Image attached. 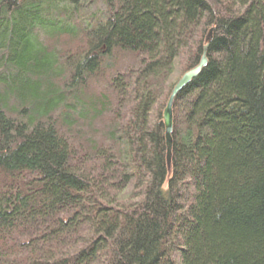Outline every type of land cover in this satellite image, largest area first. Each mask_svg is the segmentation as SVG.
<instances>
[{
	"label": "trees",
	"instance_id": "16d2710c",
	"mask_svg": "<svg viewBox=\"0 0 264 264\" xmlns=\"http://www.w3.org/2000/svg\"><path fill=\"white\" fill-rule=\"evenodd\" d=\"M0 264H264V0H0Z\"/></svg>",
	"mask_w": 264,
	"mask_h": 264
},
{
	"label": "water",
	"instance_id": "95a60500",
	"mask_svg": "<svg viewBox=\"0 0 264 264\" xmlns=\"http://www.w3.org/2000/svg\"><path fill=\"white\" fill-rule=\"evenodd\" d=\"M205 63H206V58L203 57L201 63L195 68L188 71V73L185 74L184 77L176 84V86L172 90V94L164 110V120H165V126H166V139H167V149H168L167 150L168 163L171 162V153H172V148H173L172 133H173V128H174V116H173L174 99L176 95L178 94V92L183 88V86L201 70V68L203 67Z\"/></svg>",
	"mask_w": 264,
	"mask_h": 264
},
{
	"label": "rangeland",
	"instance_id": "374dc122",
	"mask_svg": "<svg viewBox=\"0 0 264 264\" xmlns=\"http://www.w3.org/2000/svg\"><path fill=\"white\" fill-rule=\"evenodd\" d=\"M211 1H214L215 2V0H211ZM90 4H93V5H90L89 6V4H85L84 6H86V5H88V8H87V10H84V12L85 13H82L84 16H86V17H90V14H91V12L92 11H89L91 8H93V7H99V8H104L105 7V4H103L102 2H100L99 4H94V3H90ZM79 15V14H78ZM83 15H79V16H83ZM184 62V61H183ZM185 63V62H184ZM184 63H182V64H184ZM182 66V65H181ZM181 66H179V67H177L175 70H176V72L178 71V73H176V76L175 77H177V79H176V84L184 77V75L185 74H187L188 73V71H186V72H184L183 74H182V76L181 77H178L179 76V74L181 73V72H183L184 71V69L183 68H180ZM176 84H175V86H176ZM174 86V87H175Z\"/></svg>",
	"mask_w": 264,
	"mask_h": 264
},
{
	"label": "bare ground",
	"instance_id": "6f19581e",
	"mask_svg": "<svg viewBox=\"0 0 264 264\" xmlns=\"http://www.w3.org/2000/svg\"><path fill=\"white\" fill-rule=\"evenodd\" d=\"M85 13L84 10H82L79 14Z\"/></svg>",
	"mask_w": 264,
	"mask_h": 264
}]
</instances>
